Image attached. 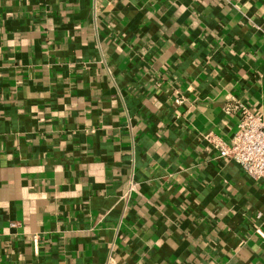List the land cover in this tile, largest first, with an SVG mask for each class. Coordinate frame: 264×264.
I'll return each instance as SVG.
<instances>
[{"label":"crops","instance_id":"1","mask_svg":"<svg viewBox=\"0 0 264 264\" xmlns=\"http://www.w3.org/2000/svg\"><path fill=\"white\" fill-rule=\"evenodd\" d=\"M229 104L264 118V0H0V264H264Z\"/></svg>","mask_w":264,"mask_h":264},{"label":"built area","instance_id":"2","mask_svg":"<svg viewBox=\"0 0 264 264\" xmlns=\"http://www.w3.org/2000/svg\"><path fill=\"white\" fill-rule=\"evenodd\" d=\"M233 110L240 113V121L232 142L226 143L214 135H207L204 140L220 159L236 163L251 180L264 182V118L240 104H229L225 111L230 114ZM34 239L37 241L38 237Z\"/></svg>","mask_w":264,"mask_h":264}]
</instances>
